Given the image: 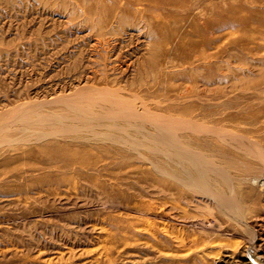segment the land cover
I'll use <instances>...</instances> for the list:
<instances>
[{
    "label": "rangeland",
    "instance_id": "374dc122",
    "mask_svg": "<svg viewBox=\"0 0 264 264\" xmlns=\"http://www.w3.org/2000/svg\"><path fill=\"white\" fill-rule=\"evenodd\" d=\"M96 1L0 0V118L24 107L38 111L61 107V97L85 87H109L130 98L116 109L137 115V127L129 131H140L137 141L143 147L100 145L107 150L105 156L115 161L111 167L116 174L102 176L108 189L97 186L100 179L94 176L76 174L71 184L52 187L31 184L28 177L1 176L0 243L17 247L16 257L30 264H48L45 258L59 254L66 264L70 259L69 264H109L103 255L107 247L116 249L113 264L264 262V126L254 132L239 130L237 138L246 137L240 141L204 135L211 139L207 147L194 144L195 133L187 132L191 138L185 144L200 149L204 160L199 163L204 168L200 174L190 162H183L184 170L198 179L190 186L176 158L159 156L169 163L170 171L166 175L156 170L152 156L164 147L145 116L146 111L159 114L185 106L186 100L178 98L180 91L185 92L179 86L192 87L200 79L181 72L188 60L194 66L200 63L193 39L218 38L233 53L221 62L226 89L264 92V61L258 64L249 49L235 45L239 38L247 35L251 41L252 36L264 53V0H104L126 22H109L101 29L100 14L93 13ZM220 6L224 11L218 17ZM236 13L240 19L229 22L227 18ZM208 18L213 26L196 31ZM149 38L154 39L153 47ZM251 46L255 45L251 42ZM151 49L157 66L163 64L162 69L158 66L160 72L172 73L168 81L149 77L142 82L141 67H148ZM206 49L213 52L217 46ZM218 75L213 79L216 83ZM245 122L242 127L248 129L257 120ZM18 164L12 161L10 166ZM5 170L0 163V174ZM17 184L32 188L15 189ZM221 195L230 203H223ZM122 225H132L140 237L117 243L103 228ZM151 229L161 236L160 251L146 239ZM97 251L102 252L99 260L94 257L101 253Z\"/></svg>",
    "mask_w": 264,
    "mask_h": 264
},
{
    "label": "bare ground",
    "instance_id": "6f19581e",
    "mask_svg": "<svg viewBox=\"0 0 264 264\" xmlns=\"http://www.w3.org/2000/svg\"><path fill=\"white\" fill-rule=\"evenodd\" d=\"M96 2L93 13L98 12L100 14L99 20H97L100 29L109 22H126V18L121 13L118 11L111 12V4V7H107L104 0ZM128 9L126 8V10ZM218 11L217 16L220 17V13L224 11V7L220 6ZM87 15L90 18V15ZM236 15L237 13L232 16L230 15L227 20L235 24V21L240 19ZM246 23L238 25V28L241 29ZM212 26L213 22L208 18L202 27L196 26V31H207ZM100 34L101 31L99 30L98 35ZM251 38L250 41L247 35H245L236 40L235 45L242 49H249L252 56H254L253 58H257L258 64L260 62L262 64L264 53L261 51V46L257 45L255 38L252 36ZM149 41L150 46L153 47L154 39L149 38ZM192 41L195 51H199L200 53V63L194 66L193 62L188 60V65L181 72L187 74L190 78H200L198 82L202 83L200 84L201 86L197 85L198 82H193L192 87H188L187 84L179 86L185 92L180 91L178 98L186 100L185 106H180L178 110L175 108L165 109L167 111L162 110L159 114L153 112L147 113L146 111L145 116L149 117L151 126H154L153 128L158 132V135L155 137L162 139L161 145L164 147L161 153L155 152L152 156V159H155L157 163L156 170L168 175L170 171L169 163L159 159V156L176 158L179 161L176 164L177 167L188 174L184 178L185 181L190 186H195L198 181L195 174H200L204 171V168L199 164L204 162V160L200 157L202 156L199 152L201 151L200 149L197 150L185 144V141L191 138L187 136V132L195 133L196 137L191 140H194V144L200 145V147H207L210 143L209 141H211L210 138H202L204 135L208 137L214 136L213 138L220 137V140L226 137H232L238 141H240V138L245 140L246 137L244 136V138L241 134L239 135L240 138H237L239 130L254 132L264 126V92L226 89L228 82L224 76L226 73L222 74L221 62H223V56L226 54L232 56L233 53L224 44L219 43L218 38L215 40L205 38L203 40L193 39ZM200 42H204L206 45L200 46ZM251 42L255 45L254 47L251 46ZM211 44L216 45L217 50L213 52L208 51L206 47ZM149 52L146 58L148 67H141L143 73L142 82L147 83L149 77H152L153 80L168 81L172 73L169 74L167 72L163 74L160 72L158 66L162 69L163 64L160 62L157 66V59H153L155 54L154 49H151ZM183 58L184 55L181 56L182 61ZM215 73L219 74L217 83L213 80L216 79ZM241 76L244 78L245 75ZM242 78L239 79L241 80ZM158 83L161 84V82ZM232 84H229V88L233 86ZM84 89L83 91L72 92L68 96L61 97V103L63 104L61 107H51L39 111L32 107H24L21 110L18 109L13 112L8 117L0 118V124L4 125L5 123L0 128V147L7 146L2 151L0 150V156L3 157L7 153L13 154H7L0 161L2 166L6 167L4 175L0 174V177L2 176L1 179L6 177H28L31 184L52 187L71 184V176L77 174L86 179L94 176L100 179L97 183L95 181L97 186L108 189L106 183L102 180V176L107 174L109 177H112L116 174V171L111 167L115 161L109 156H105L107 155L104 151L105 148L100 145L109 144L114 146L128 143L133 148L143 147L140 144L141 142L137 141V138L142 135L139 133V130H135L132 133L129 131V128L137 127L135 123L137 115L132 112L128 115H123L116 109L117 106L127 103L128 101L126 100H130L120 90L96 86L85 87ZM55 100L58 99H52V101ZM156 103L161 105L159 101ZM173 112H177V114H173ZM252 118H256L257 122H253L251 128L244 129L242 126L246 125L245 121H249ZM147 135L149 134L143 136ZM149 136L151 140L155 138L152 135ZM203 141H206V144ZM23 159L25 162L21 163L20 161ZM12 161H17L19 164L10 166ZM183 162H190V165L194 167L195 174L194 172H189L187 168V171H185ZM159 174L161 173L159 172ZM15 187V189L32 188L28 186L24 187L21 184H17ZM219 198L223 203H230V200L228 201L223 195ZM103 228L106 234L117 243L126 244L131 239L139 236V232L135 231L132 225ZM149 232L150 235L146 239L151 241L152 246L157 251H160L162 248L160 234L153 229ZM111 239L108 240L111 242ZM106 242H103V244ZM98 250H102V248L99 249L98 247ZM103 250L105 252L103 255L107 257L108 263L113 264L115 260L113 255L116 249H109L107 247ZM17 251H19L17 247L14 248L13 246L10 247L7 243H0V264H30L29 260L16 257ZM119 252L121 253V250L117 251V253ZM59 253L57 252V254ZM101 255L102 252L94 257L99 260L102 257ZM70 260H68V264L72 263ZM103 260L101 259V262ZM44 261L48 264H66V261L63 260L60 254L47 257ZM253 264H264V262L256 261Z\"/></svg>",
    "mask_w": 264,
    "mask_h": 264
}]
</instances>
